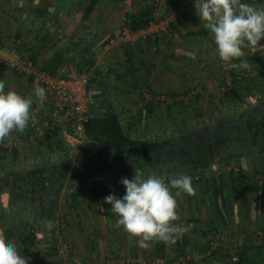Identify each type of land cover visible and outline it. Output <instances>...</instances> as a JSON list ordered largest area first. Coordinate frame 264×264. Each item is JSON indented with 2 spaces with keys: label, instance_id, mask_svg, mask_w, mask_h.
Returning <instances> with one entry per match:
<instances>
[{
  "label": "crops",
  "instance_id": "1",
  "mask_svg": "<svg viewBox=\"0 0 264 264\" xmlns=\"http://www.w3.org/2000/svg\"><path fill=\"white\" fill-rule=\"evenodd\" d=\"M67 1L70 0H0V60L3 61L0 63V80L6 82L5 92L15 91L25 98H32L31 111L37 116L43 132L38 160L31 166L25 163L26 167L19 171L32 169L47 171L52 166L61 167L65 163L63 159L76 154L83 145L73 137L68 125L53 128L50 120L51 101L46 97L43 104H40L32 86L33 74L37 70L56 75L64 65L74 64L73 67L82 73L80 56L83 53L77 48L76 50L73 44L79 39L86 38L90 41L87 50L94 51L96 57L91 71L83 73L87 74L89 80L91 78L94 80L89 87L97 111L115 112L124 129L137 137L161 141L162 129L170 125L169 123L184 121L190 126L193 122L200 124L229 119L230 114L232 117L243 116L235 112L232 106H241L245 108L244 110L248 107L249 113H252L249 107L264 103V55L252 49H245L246 55L243 57L250 67L247 70H236L250 77L238 83L240 99L235 101L227 99L224 100L226 103H222L225 92L236 84L231 86L226 84L224 85L226 88L222 86L226 78L221 75L222 70L217 64L218 60H215L214 48L210 45L213 40L212 34L210 30L204 28L196 14L195 0L192 2L166 0L165 7L164 4L162 7L163 13L179 12L185 8L187 11L180 17L177 28L163 40L158 39L157 43L144 40L127 45L121 42L109 52H105L107 51L105 43L109 40L106 36L109 38L124 24L125 16L121 18L119 0H97L87 19H84V13L93 0H76L75 5H70L69 2L66 6ZM242 2H249L258 8L264 7V0ZM66 27L76 28H71L68 33ZM260 43L264 45V40ZM156 44L157 50H154ZM14 52L20 53L23 59L33 61L34 69L17 70L6 65L4 60L11 59ZM129 53L132 56L131 60H128ZM238 78L242 80L241 77ZM256 82L259 84L258 87ZM176 107H182L181 111L176 110ZM225 107L228 110L227 114L224 111ZM205 110L208 115L205 114ZM257 119L263 120L260 119V114ZM167 128L168 135L163 136L167 139L173 138L177 130L179 131L176 124ZM14 133V136L17 135L19 138H27L32 132L31 128L27 127L23 133ZM246 133L240 130V133L236 132L235 135L243 138ZM248 137L249 142L246 141L245 146L237 149L236 156H229L219 165L225 167V164L233 163L232 165L243 169L242 179L237 180L235 173L223 176L221 181L226 211L235 214L234 199L231 197L227 199L226 196L232 189L231 195L240 198L237 199L236 215L241 218H245L241 212H245L250 203L254 209L258 208L261 212L260 203L264 201V193L261 192V187L264 186V131H254ZM260 138L261 141H257ZM21 153L27 154L20 151ZM68 175L62 183L55 181L52 184L54 188L48 189L47 192L40 190L39 192L44 194L41 199L32 195V192L27 194L26 190H21L17 198L26 205L22 210H18L22 215L16 217V223L20 224L22 220L25 222L28 219L33 221L35 233L38 235L35 249L40 256L24 252L21 243H12L18 252L27 258L28 264H55L61 260L54 248L55 245L52 247L55 241L49 245L46 240H40L39 237L45 235L47 238H53V230L58 237L56 233L65 232L64 227L67 225V233L72 243L70 256L75 257V261L69 259L71 264H151L149 257V260L146 257L141 258L139 253L143 252L145 255V251L151 249L154 255L158 256L157 246H164L167 251H176L183 247L181 237L172 246L156 243L144 249L139 246L136 239H130L122 227L116 226L118 217L110 211L111 206L104 202V198L108 195L122 198L126 193L121 183L122 178L131 180L134 176L105 178L100 180L101 184L98 187L97 183L94 185L92 182L69 186L71 171ZM156 176H162L160 169ZM198 198L197 195L194 197L198 202L197 208L200 206ZM52 201L54 205H51ZM207 213L194 217L208 220V217L204 216ZM59 218L67 225L63 224L62 228L56 230V219ZM3 229L0 227V232ZM20 230L22 231V225ZM15 234L19 235L20 231L17 230ZM104 256L107 258L101 260L102 257L105 258Z\"/></svg>",
  "mask_w": 264,
  "mask_h": 264
},
{
  "label": "trees",
  "instance_id": "2",
  "mask_svg": "<svg viewBox=\"0 0 264 264\" xmlns=\"http://www.w3.org/2000/svg\"><path fill=\"white\" fill-rule=\"evenodd\" d=\"M96 1L97 0H93L88 9L85 10L84 19H87L89 14L92 13ZM155 10V1L152 3L151 0L145 8L127 15V22L125 25H127L133 32L146 30L150 27V23L154 19ZM179 22L180 19H178V23ZM178 23H175L172 27L177 28ZM153 42L157 43L158 40ZM73 44L75 45V49L77 48L83 53L80 56V65L82 67L81 72H87L96 61L94 51L87 50L88 46H90V41L86 38L79 39V41H74ZM131 59L132 56L130 54L128 60ZM51 75L55 74L53 73ZM93 82L94 80L90 79V86ZM238 83L242 82H237L235 87H232L225 92V98L222 100L223 104L226 103L224 100L227 99H230L231 101L240 99V84ZM243 120H245L243 116H229V119L219 120L221 121L219 124L214 123L215 121L209 123L201 122L198 129L196 127L188 133H183V135L176 134L173 138L153 141L144 139L141 136L137 137L133 135L131 131L125 130L115 112L108 110L100 113L97 111V107L94 104L91 108L90 119L85 125V143L74 157L69 156L68 158L63 159V162L65 163L62 164L61 167L52 166L47 171L32 169L0 174V227L4 228L2 232L6 241L15 244L17 242L19 244L21 243L20 245H22L21 247H23L24 252H31L33 256H36V254H38V256L41 255L35 249L38 235L34 230V222L28 219L25 222L22 220L19 224L15 221L17 216L22 215L18 210H22L26 205L24 201L21 202L17 199L19 198L18 196H20L21 190H26L25 192L27 194H31V192L36 193L40 190H42V192H47L48 189L54 188V185L52 184H54L55 181L62 183V180L69 176L68 173L70 171L69 186L92 182L94 185L97 183L96 186L98 187L101 184L100 180L105 178L134 176L135 168H140L146 175H144L145 177H147V174L150 172H152L151 174L156 175L159 169L160 171H163L164 166L172 162H175L180 170L192 167L197 169V171H200L203 168L210 167L214 164V162L209 160L210 157H206L207 152H210L212 149L221 151L225 146H227L228 149H233L237 143L239 144V141L232 137L236 136V132L240 133V130L245 131V133L249 132L248 134L246 133L243 138L237 136L238 139L242 140L243 146H245L250 140L248 137L249 134L258 130L261 132L264 131V119ZM0 149L1 151L6 152V150L2 148ZM113 149L115 150L114 154ZM192 151L196 152L191 155L190 152ZM232 151L233 150L229 151L230 156H236ZM212 154H215L214 151ZM148 169L152 171L149 172ZM236 175L237 177L235 178L237 180L238 178L242 179V171ZM204 186L207 195L214 199L213 202L216 205L220 222L225 223L227 208L222 182H217L216 180H212L211 182L207 180L205 181ZM261 192L264 193V186L261 187ZM46 195H48V193H46ZM75 200L77 199L75 198ZM201 202L202 204H205L203 200ZM52 204L54 205V201H52L51 205ZM50 218L55 219V217ZM10 219L12 220L10 221ZM6 224L8 225L5 227ZM213 224H215V222L211 221L210 225ZM21 225L22 231L20 230ZM188 225H191L190 221ZM17 230L20 231V234L16 236L15 233ZM55 232V230L52 231L54 235ZM213 232L211 237L208 236V232H201L202 239L206 241V245H201L202 250H207L215 242L214 239L217 231L213 230ZM188 234L190 233H186L181 238L183 245L180 249L181 251L186 250L187 247L191 245L190 243L192 240ZM261 239L262 240L259 241L258 245H255L254 240L251 239V241L254 242V245L248 243L249 245L244 246L234 255L227 253L229 264H257L256 261L258 257H255L253 252H256L258 254L257 256L264 254V235ZM156 251L163 261H165V259L167 260L168 253L166 247L157 246ZM235 255L238 256L237 259H233ZM252 255H254V257ZM187 264H191V262ZM200 264H208V261L204 260Z\"/></svg>",
  "mask_w": 264,
  "mask_h": 264
},
{
  "label": "rangeland",
  "instance_id": "3",
  "mask_svg": "<svg viewBox=\"0 0 264 264\" xmlns=\"http://www.w3.org/2000/svg\"><path fill=\"white\" fill-rule=\"evenodd\" d=\"M78 1V0H77ZM76 0H70L67 1L65 4L66 6L68 5L69 2L70 5H75V3H77ZM155 0H152V3ZM189 2H192L193 0H186ZM129 2V1H127ZM149 2H151V0H132L131 1V10H128V6L125 3L124 0H119V4L121 7V18H124V24H122L119 28L118 31H115V33H112V35L109 36V38H107L108 36H106V39H109L107 41V44L110 42L111 39H114L116 37L117 34L121 33L124 29H126L128 26L125 25L127 22V15H129L130 13H135L138 10H140L141 8H145ZM165 2L166 0H163L162 5L160 7V10L158 11V19H157V26H155L153 29H149L147 30L145 33H141L138 35H135L133 37H124V36H120V37H124L122 40V43H124V45L130 44L132 42L136 43V42H142L144 40H152L155 39V35L157 34V32L162 33V39L160 38V40H163L164 37H166L167 35H169L174 28L172 27V25H174L175 23H178V19H180V17H183L185 12L187 11L186 8L185 9H181L179 10V12H167L163 13L162 12V7L164 4L165 7ZM60 4L63 5L60 1ZM142 4V5H141ZM166 12V11H165ZM122 21V19L120 20ZM122 23V22H121ZM71 28H76V27H66L68 33H70V29ZM163 29H165L166 31H163ZM156 33V34H154ZM159 40V41H160ZM120 43V42H119ZM118 43V44H119ZM105 44V48L106 46L109 49H113L112 45L110 44ZM210 45H212V47L214 48L213 52L215 53V60L217 59L218 61V65L220 67V69L222 70V76H224L225 79V83L222 85H226V86H231L234 84H237V82H244L245 79L250 78L249 76L244 75V73L242 72H236V70H228L224 64L223 61L220 60L218 54L216 53V45L214 43V40H212L210 42ZM104 48V49H105ZM157 48V44L156 47L154 46V50ZM103 49V50H104ZM157 50V49H156ZM106 52V51H105ZM212 52V53H213ZM1 61V60H0ZM235 62V61H234ZM258 63V62H257ZM73 64V63H72ZM74 65V64H73ZM72 65V67H73ZM64 66H71L70 65H64ZM217 66V65H216ZM91 68H89L88 71ZM220 72V70H219ZM246 76V77H245ZM238 77H241L242 80H240ZM245 78V79H244ZM93 79V78H91ZM222 80V79H221ZM226 80H228L226 82ZM240 80V81H239ZM247 81V80H246ZM257 83V82H256ZM258 83L257 86L258 87ZM226 86H224L226 88ZM226 90V89H225ZM168 96V95H167ZM163 97V96H162ZM187 100V99H186ZM95 103H93L94 106ZM234 104V103H232ZM231 106V105H230ZM229 106V108H231ZM182 107H176V110L179 109V111H181ZM233 110L237 113L243 114L244 119L243 121H249V120H254L257 118V116L260 114V119H264V103H259L256 106H252L249 107L251 110L249 113V109L247 107V112L246 110H244L245 108H242L241 106H232ZM225 113H228L227 108H224ZM230 110V109H229ZM232 110V109H231ZM207 111L209 112V108H207ZM206 112V110H205ZM208 112H206L205 114L208 115ZM210 113V112H209ZM248 113V114H246ZM256 114V115H255ZM232 114H230L231 116ZM256 117V118H254ZM211 121H208L207 123H209ZM221 121L219 120H215L214 123L219 124ZM204 123V122H203ZM170 125H166L165 128L162 129V140H166L167 138L163 137L165 135H168V128L169 126H172L174 124H176V126L178 127L179 131L177 130L176 134L179 135H183V133H188L189 131H192L193 129H195L200 125L198 122H193L190 124V126L188 125L187 122H180V123H169ZM40 126V123L37 120V116H35V120L31 121L28 125V127L31 128V136H28L27 138H19V136H14L15 135V131L10 135L9 138H6V140L3 143H0V148L6 150V152L1 151L0 149V174H4L6 172H14V171H19L22 170L23 167H26L25 163L29 164V166H31V164L33 162L36 163V161L39 158L38 152H39V148L41 147L40 145V141H41V133L37 130V128ZM187 126V127H186ZM34 130V131H33ZM179 132V133H178ZM234 137V139H236L237 141H239V144L237 143L236 146L233 149H228L227 146H225L224 148L220 150H216V149H212L210 152H207L206 157H210L209 160H211L212 162L216 163L213 164L212 166H208L206 168H203L200 171H197V169L192 168V167H187V168H183L184 170H180L178 169V167L176 166L175 162H172L170 164H167L164 166V170L161 171L162 176L161 178H163L165 180V182H170V180L172 178H177L181 175H189L192 178V185L194 188H196L197 190V196H199V208L196 207V204L198 202L195 201L194 197L196 198V196H188L187 194L182 193L180 196L176 197L177 199V203H178V213H181L180 215H182L180 222L188 225L189 221L191 223V225H194L195 227L191 228L189 230L188 235H190V239L192 240V242L190 243L191 245H189V247H187L186 250L181 251L180 249L178 250H168L167 251V260L165 259V261H163V259L160 256L154 255L155 253H153L154 251H152L150 249V251H145V255L143 254V252H140L139 254L141 255V258L146 257L148 259L149 257V262L152 264H187L190 263L191 264H200L202 263V261L206 260L208 261V264H229V257L227 256V253H231V254H236L237 252H239L244 246L249 245L248 243H251L252 245H258L259 241H261V237L264 235V201H262L260 203V208H261V212L258 211V208L254 209L252 203H250V207H248V209L246 208L245 212H241L243 213L244 217H240L236 215V208L237 207V199L239 200L240 198L238 197H233L231 195L232 189L228 191L227 199H229L231 197V199H234V210H235V214L233 212L229 213L226 211V222L225 223H221L220 222V218L218 217V212H217V208L215 203L213 202V198L210 197L209 195H207L206 191H205V186L204 183L205 181L209 180L212 182V180H216L218 181H222L223 176L225 175H235L234 169L239 168L241 171L243 170L240 166L237 165H232V164H225V167L223 166H219L220 164H222V162H224V160H226L229 156H230V152L231 150H233L232 152L234 153V155H236L237 153V149L243 146V142L242 140L238 139L236 136H232ZM169 139V138H168ZM260 139H257V141ZM254 142L256 141V139L253 140ZM15 151H17V153H15ZM20 151L22 152H26L27 154H20ZM214 151L215 154H212V152ZM228 151V153H227ZM194 152L196 151H192L190 152L191 155L194 154ZM204 152V151H203ZM206 153V152H205ZM40 154V152H39ZM75 154H72V156L74 157ZM71 156V157H72ZM154 168V167H153ZM157 169V167H156ZM11 170V171H9ZM148 171H152L150 169H148ZM152 172L148 173V175H153L151 174ZM178 173V174H176ZM237 173V172H236ZM32 195H36L35 197H43L44 194L41 192H36V193H32ZM204 198V199H203ZM189 199V200H188ZM192 200V201H190ZM204 201L205 204H202L201 201ZM250 202V200H249ZM208 208V209H207ZM207 209V212H206ZM233 209V208H232ZM253 210H254V214H253ZM202 213H207L204 214V216L208 217V220L206 218L203 219H197L194 216L195 215H202ZM12 219H10L11 221ZM211 221H214L215 224L210 225ZM108 222L110 223V219L108 218ZM62 224V225H61ZM63 222H61V218L56 219V226L55 229L58 230V228H62L63 226ZM8 224L5 225V227ZM67 224H65L66 226ZM214 227V228H213ZM239 228L241 229V232H239ZM65 232L62 233H56L58 237H56V235H53V238L50 237H46L45 235L43 237H39L40 240H46L47 244H51L55 239V244H52V247L54 246V248L56 247V245L60 242H68L70 245H72L71 240H70V235L67 233L68 232V225L66 227H64ZM213 230L217 231L216 233V237L214 239V243L211 245V247H209L207 250H202L201 249V245H206V241L204 239H202L201 235L203 231L208 232V236H212ZM213 232V233H212ZM239 232V233H238ZM68 234V235H67ZM186 234V233H185ZM184 234V235H185ZM53 239V241L51 240ZM251 239L254 240V242L251 241ZM100 242V240H99ZM104 243V242H103ZM200 245V246H199ZM39 251L41 252L42 250L39 249ZM72 253V251L70 253H68L67 255V261L71 262L69 259H71L72 261H75V257L74 256H70V254ZM253 254H255V257L257 258L256 263L257 264H264V254L257 256L258 254L255 252H253ZM100 256V254L98 255ZM137 256L139 257L138 253ZM254 257V255H252ZM105 257V256H104ZM74 258V259H73ZM107 257L103 258L101 260H105ZM145 258V259H146ZM237 259L238 256H234L233 259ZM157 260H159V262L157 263ZM112 261V260H109ZM73 264V263H72Z\"/></svg>",
  "mask_w": 264,
  "mask_h": 264
},
{
  "label": "clouds",
  "instance_id": "4",
  "mask_svg": "<svg viewBox=\"0 0 264 264\" xmlns=\"http://www.w3.org/2000/svg\"><path fill=\"white\" fill-rule=\"evenodd\" d=\"M196 14L205 29L210 30L216 53L228 70H247L250 65L245 49L264 55V7H255L242 0H195ZM234 61H239L234 62ZM6 82L0 80V143L15 131L23 133L35 120L31 109L33 100L15 91L5 92ZM34 95L40 102L46 99L44 88L34 86ZM115 150L113 149V154ZM134 178H122L126 193L122 198L108 195L104 202L118 219L116 226L122 227L130 239H136L144 249L156 243L168 246L177 241L194 225L180 222L176 197L182 193L196 196L189 175L172 178L169 183L156 175L144 178L140 168L134 169ZM103 210V209H102ZM0 264H28L16 246L6 241L0 232Z\"/></svg>",
  "mask_w": 264,
  "mask_h": 264
},
{
  "label": "built area",
  "instance_id": "5",
  "mask_svg": "<svg viewBox=\"0 0 264 264\" xmlns=\"http://www.w3.org/2000/svg\"><path fill=\"white\" fill-rule=\"evenodd\" d=\"M127 4L128 10H131V1L124 0ZM129 1V2H127ZM163 0H155V13L154 19L150 23V27L146 30L133 32L130 28L124 29L121 33L117 34L114 39H111L108 44L114 47L119 42L121 43L124 37H133L135 35L145 33L147 30L153 29L157 26L158 11L162 5ZM163 31H166L163 29ZM156 34V33H154ZM124 36V37H120ZM162 33L157 32L154 41L160 39ZM107 44V45H108ZM107 51L109 49L106 46ZM12 58L4 60L6 65L12 69L17 70H33L34 64L32 61L23 59L22 55L18 52L12 53ZM3 61H0V63ZM34 80L32 86L38 85L45 89L46 97L51 101V117L53 128L62 125H68L71 130L73 137L78 143L84 144L86 141L85 125L88 123L91 115V108L93 105L94 98L90 92V80L85 73H80L76 68L72 66H64L56 75H51L40 70H37L33 74ZM149 94V92L147 91ZM47 126H49L47 124ZM37 130L43 134L40 127ZM235 173H240V169H234ZM56 251L61 257V260L55 264H71L67 261V255L72 251V245L68 242H60L56 245Z\"/></svg>",
  "mask_w": 264,
  "mask_h": 264
}]
</instances>
